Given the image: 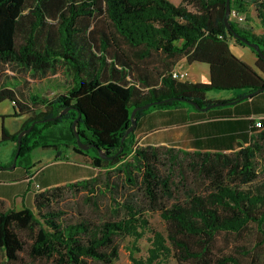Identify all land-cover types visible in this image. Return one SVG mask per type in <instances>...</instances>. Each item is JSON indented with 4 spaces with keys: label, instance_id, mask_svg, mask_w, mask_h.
I'll return each mask as SVG.
<instances>
[{
    "label": "trees",
    "instance_id": "obj_1",
    "mask_svg": "<svg viewBox=\"0 0 264 264\" xmlns=\"http://www.w3.org/2000/svg\"><path fill=\"white\" fill-rule=\"evenodd\" d=\"M251 4L257 6L263 34L242 26L240 19L230 18L231 26L264 54V0H231V10L249 22ZM226 5L227 0L179 5L171 0H0V77L9 66L43 78L65 67L73 79L68 91L53 99L27 95L11 83L0 89V102L11 100L17 116H29L16 135L4 131V139L17 141V151L20 133L38 121L22 139L17 164L32 169L35 149L64 146L89 158L99 171L37 193L35 209L7 210L0 200L3 264H115L119 239L127 237L134 239L132 264L171 259L264 264V181L252 186L259 178L264 128L248 146L232 152L139 147L138 126L122 141L137 107L170 100L138 111L139 125L154 109H175L187 101L214 104L207 98L212 90H240L230 100L238 101L264 88V59L252 49L254 68L233 53V44L249 46L227 28ZM182 58L208 64L210 81L175 79L173 68ZM66 108L70 111L57 118ZM80 114L77 132L91 146L88 151L77 146L73 128ZM258 123L264 127V119L256 121L257 130ZM59 124L62 129L54 131ZM168 164L179 171V182L173 172L162 175L161 166ZM69 193H86L95 216L70 217L63 207ZM102 198L110 200L105 209ZM152 212H160L165 231L152 225ZM148 234V254L137 257L138 242Z\"/></svg>",
    "mask_w": 264,
    "mask_h": 264
},
{
    "label": "crops",
    "instance_id": "obj_2",
    "mask_svg": "<svg viewBox=\"0 0 264 264\" xmlns=\"http://www.w3.org/2000/svg\"><path fill=\"white\" fill-rule=\"evenodd\" d=\"M179 5V3L177 4ZM245 46L233 44V53L244 61L250 59ZM254 53V52H253ZM255 55V53H254ZM195 63H188L182 58L173 68V72H186ZM257 56L248 64L256 66ZM208 65V64H205ZM202 82L196 78L194 83H208L210 71L206 69L201 74ZM189 81V80H188ZM192 82V81H190ZM241 92H239L240 94ZM208 97V96H207ZM209 100L220 102L223 99ZM236 112L229 110H212L194 112L192 108L181 106L175 109H154L144 115L137 128L142 140L148 145L170 146L189 151H223L232 152L248 146L251 138L259 131L255 127L256 121L264 119V92L248 99L237 106ZM75 158L65 159L63 155H49V163L39 170L22 168L20 174H7L6 169L0 168V200L7 210L35 209L37 193L52 187L89 179L98 174V169L91 164V160L77 152ZM54 169L51 176L45 171ZM40 190L35 188V182ZM48 176V177H47ZM5 262L0 252V264Z\"/></svg>",
    "mask_w": 264,
    "mask_h": 264
},
{
    "label": "rangeland",
    "instance_id": "obj_3",
    "mask_svg": "<svg viewBox=\"0 0 264 264\" xmlns=\"http://www.w3.org/2000/svg\"><path fill=\"white\" fill-rule=\"evenodd\" d=\"M175 4H181L182 0H171ZM249 12V18L250 21L246 22L245 20H242V26L253 29V32L262 35L263 29L260 23V19L258 18V11L257 6L255 4H251L248 8ZM244 17V16H243ZM243 19V18H242ZM247 52L249 53L250 59H244V62L249 63V61L252 63L254 61L255 55L250 47H246ZM250 65V64H249ZM256 68V66H252ZM8 69L1 75L0 77V89H3L6 87V85H9L11 83L12 87H15L18 90H21L25 94L33 93V94H40L44 97L53 99L56 98L58 95L63 94L68 91V89L71 87L73 83V79L71 74L67 71L65 67H62L59 69L58 74L56 75H48L46 78H43L39 75H34L31 71L21 70L18 67H7ZM206 69V71H210L209 65H203L195 63L193 67L186 70L188 73V79L187 81L198 79L199 82H202L201 74ZM240 90H232V91H223V90H212L207 93L208 97H211L213 99H223L222 101H230L233 99H236L239 95ZM207 97V98H208ZM248 100V99H247ZM247 100L238 102L236 104L230 105V106H223V107H217L211 110H229L236 112L238 109L237 106L242 105ZM216 102H220L217 100ZM184 107L192 108L194 112H201L195 109V107L188 103L182 104ZM16 109L14 104L11 100H4L0 102V168L6 169L7 174H20L22 168H27L29 166L27 165H18L16 163V166H14V158L16 156L17 151V141L15 139H4V131L7 132L8 135H16L18 132H20L23 127L25 126L29 116L27 114L19 115L16 114ZM62 124L57 125L53 128L54 131H60L62 129ZM263 126H258V129H263ZM52 143V141L50 142ZM136 143L139 147H146L148 145L147 140H142V136H139L138 133H136ZM170 147V146H168ZM178 149V148H177ZM189 151V150H188ZM63 155V157L67 160L71 157L72 159L75 158L76 151L73 148L67 149L64 146L60 147V150H55L53 148L51 149H43V148H37L32 153V161L29 162V165H36L34 167L35 170H39L40 168L44 167L46 164H48L49 155H57V154ZM91 154L95 155V152L91 150ZM70 158V159H71ZM18 161V160H17ZM258 169H259V178L258 180L252 185L255 186L257 184H260L264 181V152L263 155L260 156L257 160ZM54 169H49L48 171H45V174H48V176H51V172ZM161 172L163 176H169L172 172L174 173L173 180L179 182L181 180V176L179 171L177 169H174L173 166L170 164L168 165H162L161 166ZM99 173V171H98ZM47 176V177H48ZM181 183V182H180ZM86 193H80V194H67L65 201L63 202L64 209L67 210L70 217H74V219L81 217L82 215H90L93 214L95 216L96 213H94L90 207L86 205ZM177 200L173 199L171 201H167V205L171 206L174 204ZM103 206V209H105L106 205L109 204L110 200L106 198L101 199ZM99 215V214H97ZM150 221L152 225L160 230L165 231L166 230V223L161 218L160 212L155 213H149ZM151 235L148 234L144 239L140 240L138 242V246L140 248V251L136 252L137 257H145L148 254V250L151 246L150 238ZM119 242L121 244V255L120 259L115 264H132V261L130 259V248L134 244V239L127 237V238H120ZM168 264H179L176 259H171Z\"/></svg>",
    "mask_w": 264,
    "mask_h": 264
},
{
    "label": "water",
    "instance_id": "obj_4",
    "mask_svg": "<svg viewBox=\"0 0 264 264\" xmlns=\"http://www.w3.org/2000/svg\"><path fill=\"white\" fill-rule=\"evenodd\" d=\"M231 12H232V10H231V0H227L225 24H226L227 28H228L231 32H233V28H232V26H231V19H230ZM233 34H234V36H235L236 38L240 39L242 42H244V43H245L247 46H249L251 49H254V50H255V51H256V52H257V53H258V54L264 59V54H263V52L261 51V47H260L259 44L254 43V42H251V41H249V40H247V39L241 37L238 33H234V32H233ZM263 92H264V88H262V89H260V90L257 91L258 94H259V93H263ZM252 97H253V94H250V95H248V96H246V97H243L241 100H238V101L216 102V103L211 104V105H209V106H207V107H202L201 105H199L198 103L193 102V101H187V102H189L190 104H192V105L196 108V110H198V111H209V110L214 109V108H217V107L230 106V105L236 104V103H238V102H241L242 100L250 99V98H252ZM171 100L185 101V99H181V98H173V99H171ZM168 101H170V100H167V101H155V102L148 103V104H146V105H144V106H141V107H137V108H135L134 111H133V113H132V118H131V120H132V125L127 129L126 135L123 137V140H122V141L124 142V141L128 138V136H129L130 134H132V133L135 131V129L137 128V126H138V121H137L136 116H137L138 111L146 110V109L151 108L152 106L160 105L162 102H168ZM69 111H70V108H66L65 110H63V111L57 116V118L63 116L64 114L68 113ZM81 117H82V115L80 114V116L78 117V119L74 122V124H73V128H74L75 133H76V135H77V146H78L79 148H81L82 150H84V151H88V150H90L91 146L88 145V144H84V143L81 141L80 135H79L78 132H77V124H78V122L80 121ZM49 120H52V119H47V120H44V121H49ZM44 121H41V122H44ZM36 124H38V121H37V122H34V123L30 126V128L25 129V130H23V131L20 133V135H19V139H18V151H17V154H16V156H15V158H14V166H16L17 160H18V158H19V156H20L21 146H22V139H23V137H24L26 134H29V133L32 131V129L36 126ZM101 157H102V158H107V155L101 153Z\"/></svg>",
    "mask_w": 264,
    "mask_h": 264
},
{
    "label": "built area",
    "instance_id": "obj_5",
    "mask_svg": "<svg viewBox=\"0 0 264 264\" xmlns=\"http://www.w3.org/2000/svg\"><path fill=\"white\" fill-rule=\"evenodd\" d=\"M231 19H234V20H238L240 19L241 21L244 20V17L243 16H240V14L237 12V11H232L231 12V16H230ZM243 18V19H242ZM173 77L175 79H179V80H182V81H185L186 79H188V73L187 72H173ZM257 126H261L260 123L257 124ZM33 181L35 182V176L32 177ZM35 188L37 190H40V185L38 183L35 182Z\"/></svg>",
    "mask_w": 264,
    "mask_h": 264
}]
</instances>
